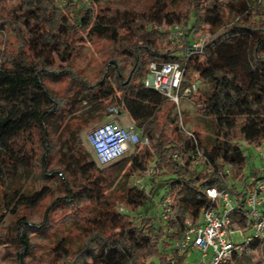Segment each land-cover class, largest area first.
I'll return each mask as SVG.
<instances>
[{
	"label": "trees",
	"instance_id": "obj_1",
	"mask_svg": "<svg viewBox=\"0 0 264 264\" xmlns=\"http://www.w3.org/2000/svg\"><path fill=\"white\" fill-rule=\"evenodd\" d=\"M9 1L0 0V36L11 27L19 45L15 53L0 47L3 198L6 181L18 182L20 168L30 167L37 158L43 162L42 174L53 173L45 174L53 149L48 128L53 116L70 117L89 108L96 112L92 119L100 120L108 116L109 108H115L142 128L148 140L129 157L100 167L76 129L75 177L72 181L61 177L63 194L50 202L41 218L28 224L24 215L17 216V248L12 252L16 264H188L187 251L178 253L172 242L181 235L186 218L215 205L206 189H223L225 184L234 203L232 222L243 233L249 230L243 197L264 171H252L247 182V157L241 144L258 148L264 142V2L151 0L138 5L124 0H13L15 5L9 6ZM226 13L233 15L231 21H226ZM175 24L184 25L185 35L171 43L167 36ZM199 31L205 36L199 72L210 73L211 84L197 112L210 115L215 137L211 142L202 133L195 135L201 159L197 167H191L193 145L179 127L173 103L145 87L143 79L151 62L181 61ZM243 34L255 38L252 48L238 42ZM83 43L98 44L109 56L113 85L107 83L106 75L88 82L71 67L75 59L84 60ZM62 76L74 82L64 99L46 84ZM174 154L181 162L173 159ZM115 166L131 181L134 175L161 177L165 194L171 195L172 219L160 217L164 223L156 225L149 216L137 217L148 200L142 185H126L119 197H109L98 175ZM225 166L231 169L229 175L224 173ZM49 191L46 186L35 190L15 187L10 190V212L17 215L22 208H35ZM91 206L101 208L92 216ZM68 225L82 236L72 254L62 236L47 240L49 246L44 249H37L30 236L34 233L46 240ZM0 241L6 244L9 240ZM262 243L261 237H252L244 251H258ZM235 258L224 264H233Z\"/></svg>",
	"mask_w": 264,
	"mask_h": 264
},
{
	"label": "rangeland",
	"instance_id": "obj_2",
	"mask_svg": "<svg viewBox=\"0 0 264 264\" xmlns=\"http://www.w3.org/2000/svg\"><path fill=\"white\" fill-rule=\"evenodd\" d=\"M125 2H134L138 5L150 4L151 0H124ZM15 5V1L10 0L9 6ZM226 21H231L233 15L231 13L225 14ZM184 27V25L182 24ZM206 32V30H204ZM203 34L202 32H197ZM238 42L247 48H252L255 42V38L249 34H243L238 36ZM1 40H5L2 43ZM19 45V39L16 36L15 31L9 27L5 29V34L0 36V47L4 48L10 53H15ZM80 53L83 54V59H75L71 63V67L77 71V73L86 79L88 82L94 83L106 75V81L110 85H113V69L107 67L109 56L98 44L83 43ZM203 57L194 56L190 58L189 69L187 72L188 81H196L198 89L193 94L192 99L181 98L179 100V113L180 121L185 130L192 134L202 133L209 141H213L215 137L214 129L211 122V117L208 113H198L197 108L202 107L203 100L207 94V90L211 84L210 73L201 74L199 72V63ZM49 89L59 98L64 99L69 91L74 87V82L67 76H62L56 81H46ZM172 112L176 113L177 108L173 105ZM96 115L95 110H89L85 108L84 111H78L75 115L70 117L53 116L48 120V128L50 132V140L52 144V153L50 154L49 165L45 169V174H49L52 170L53 173L49 176H45L41 173L42 159L37 158L30 167L20 168L21 176L18 182H12L9 179L6 181L5 197L0 196V215L3 222L0 225V239L8 238L6 244L0 241V264H16L13 260L14 248H17V229L15 221L17 216H25L28 224L35 222L42 217L46 207L57 196L63 194L61 177L71 180L75 177L76 167L78 165L77 159L73 154V141L75 139L76 129H80V137L83 145L89 150L86 145L83 135L90 129L104 123L106 117L100 120H93L92 116ZM241 149L247 157V163L244 168V172L247 177V182L251 181L250 173L254 170L264 171V160H262L259 152L264 153V146L258 148L248 145L247 143L241 144ZM130 153H127L123 158L129 157ZM107 166V165H105ZM100 166V167H105ZM56 171H59L57 173ZM262 172H260V175ZM99 181L105 186L107 194L111 198H117L122 192V189L128 185L131 186V177L125 179L119 166L106 169L103 174H99ZM140 184L143 186L148 195L146 204L138 209V218L149 216L154 220L156 225L164 223L160 220V199L163 197L166 191V185L161 182V177L156 174L152 176L140 178ZM72 181V180H71ZM42 186L50 188L49 193L35 208L28 210L22 208L17 215L10 212L12 194L10 190L15 187H21V189H39ZM7 203V205H5ZM92 207V206H91ZM101 206H95L91 208L92 216L97 214ZM123 208L119 206L118 209ZM33 236L37 249H44L49 246L47 240L54 241L61 236L65 238L68 249L72 254L76 248L80 245L82 236L78 229L73 225H68L58 230L55 236H49L48 239H40V235L30 233ZM251 231L247 230L244 233V237L251 236ZM239 233L232 232L227 235V239L232 240L234 243H241L243 238ZM264 240V236L261 237ZM47 242V243H46ZM173 243V242H172ZM236 256L233 260V264H264V243L258 251L247 249L241 254ZM201 260V254L198 251L190 250L186 253L185 261L188 264H199ZM155 262V260H153Z\"/></svg>",
	"mask_w": 264,
	"mask_h": 264
},
{
	"label": "built area",
	"instance_id": "obj_3",
	"mask_svg": "<svg viewBox=\"0 0 264 264\" xmlns=\"http://www.w3.org/2000/svg\"><path fill=\"white\" fill-rule=\"evenodd\" d=\"M65 2L66 0H61ZM252 3L264 2V0H248ZM185 35L182 24H175L169 28L167 36L171 43L180 42ZM204 34L195 33L189 44V49L182 56L181 61L151 62L143 79V85L160 93L165 100L173 103L177 108L179 127L191 139L194 153L191 167H197L201 159V153L195 134L185 130L180 121L179 100L189 98L198 89L196 81L187 80L189 62L192 55L203 56ZM118 113L115 108L108 109L105 122L90 129L83 135L84 141L94 156L99 166H105L123 158L127 153H132L138 145H145L148 140L142 134V128L135 127L132 123L121 124L117 119ZM264 146V142L261 143ZM262 160L264 153L259 152ZM173 159L181 162L179 155L174 154ZM207 167V171H211ZM151 170H149L150 174ZM231 169L225 166L224 173L229 175ZM132 185H139L138 176L134 175ZM225 188L210 187L206 189V195L215 205L201 211L197 217H188L184 220V229L181 235L173 241V247L178 253L195 250L200 252L199 264H224L231 260L234 255L241 254L245 250L246 243L252 237L264 236V173L260 179L246 191L243 197L244 212L249 224L252 236L244 237L243 230L238 228L231 220L230 213L233 211V200ZM171 195L165 194L160 202V217L163 221L173 217L171 207ZM124 211V208H120ZM239 233L244 237L241 243H234L227 239L230 233Z\"/></svg>",
	"mask_w": 264,
	"mask_h": 264
},
{
	"label": "crops",
	"instance_id": "obj_4",
	"mask_svg": "<svg viewBox=\"0 0 264 264\" xmlns=\"http://www.w3.org/2000/svg\"><path fill=\"white\" fill-rule=\"evenodd\" d=\"M117 119L118 121L121 123V124H128V123H131L130 119L128 118L127 114L124 113V112H120L118 113V116H117Z\"/></svg>",
	"mask_w": 264,
	"mask_h": 264
}]
</instances>
